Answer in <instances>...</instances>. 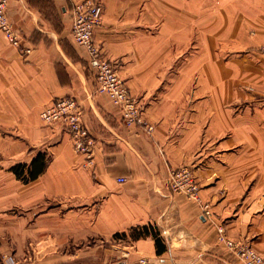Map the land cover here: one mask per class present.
I'll return each mask as SVG.
<instances>
[{"label":"crops","instance_id":"1","mask_svg":"<svg viewBox=\"0 0 264 264\" xmlns=\"http://www.w3.org/2000/svg\"><path fill=\"white\" fill-rule=\"evenodd\" d=\"M79 1L9 2V19L32 51L22 55L0 32V178L15 190L0 189V264H245L228 240L264 256V60L255 68L215 58L203 75L163 74L173 53L169 40L137 27L128 0H103L95 41L144 103L155 126L148 135L126 126L98 91L86 50L71 33ZM242 2L243 18L257 20L264 40V0ZM193 82L197 90L187 93ZM250 83L256 90L244 86ZM63 97L82 105L91 155L74 148L62 125L40 116ZM38 152L49 154V165L24 184L11 169L30 165ZM182 167L193 172L199 201L172 191V173ZM146 225L160 234L162 254L153 236L133 237V228Z\"/></svg>","mask_w":264,"mask_h":264},{"label":"rangeland","instance_id":"2","mask_svg":"<svg viewBox=\"0 0 264 264\" xmlns=\"http://www.w3.org/2000/svg\"><path fill=\"white\" fill-rule=\"evenodd\" d=\"M243 6L246 5L242 0H199L194 3L180 4L160 2L147 4L145 0L129 3L128 0L126 11H129L130 18L137 17L136 21H140L137 27L146 30L155 37L169 40L173 53L171 52L170 63L165 64L166 68H163V74L169 76L182 74L181 71L184 69L183 72L186 75L199 76L209 69L207 67L210 66V61L215 58L224 62L238 61L239 64L245 66L250 64L255 68L258 67L259 61L264 60V40H260L257 32L258 22L256 19L243 18ZM103 7L105 13L104 4ZM249 9L256 11V6L250 3ZM234 20L237 21L236 24ZM231 24L234 25L232 31L229 30ZM182 30L187 31L184 32L187 34L185 40H179L176 36L179 31L183 33ZM178 48L183 49L179 57H177ZM194 60L195 62L200 60L202 63L201 71L198 68L200 65L194 69L196 64ZM243 73L250 74L252 77L253 73L256 74V70L250 71V73L245 70ZM204 85L206 86L203 84L202 87ZM243 85L239 84L240 87ZM173 86L172 84L160 85L161 88ZM182 86L180 85V87ZM185 86L187 93H194L198 84L193 82ZM244 86L256 90L257 85L250 83ZM208 90L209 88L206 91ZM186 102L190 103L191 101L186 100ZM0 189L4 191L12 189L9 193L15 192L8 178H0ZM13 201L14 199L11 200V202ZM57 203H59V207H64L63 202L59 200H55L53 205Z\"/></svg>","mask_w":264,"mask_h":264},{"label":"built area","instance_id":"3","mask_svg":"<svg viewBox=\"0 0 264 264\" xmlns=\"http://www.w3.org/2000/svg\"><path fill=\"white\" fill-rule=\"evenodd\" d=\"M9 2L10 0H0V32L6 34L11 43L19 47L22 55H28L32 49L24 45L22 36L9 19ZM103 18L102 0L77 2L72 11V37L76 44L86 50L98 91L106 94L120 110L123 123L153 135L155 126L146 116L144 103L132 94L117 64L107 57L103 48L95 41V30L102 24ZM40 116L48 125H62L71 135L74 148L80 153L91 155L94 142L89 128L83 121L84 110L78 99L59 98L45 108ZM118 181L125 183L127 179L120 178ZM170 186L174 193H182L199 201L200 186L188 167L173 171ZM201 216L206 220L211 218L209 204L202 205ZM219 231L223 233L224 229L220 228ZM227 245L245 264H264V256L251 245L235 240H228Z\"/></svg>","mask_w":264,"mask_h":264},{"label":"trees","instance_id":"4","mask_svg":"<svg viewBox=\"0 0 264 264\" xmlns=\"http://www.w3.org/2000/svg\"><path fill=\"white\" fill-rule=\"evenodd\" d=\"M50 159L51 157L47 152H38L35 159L30 165L17 164L11 169V171L15 174L19 181L23 182L24 184H28L38 179L46 171ZM131 233L135 238L153 236L156 241L158 254H162L167 250V247L163 244L160 234L157 232H153V229L150 226L146 225L133 228L131 230Z\"/></svg>","mask_w":264,"mask_h":264},{"label":"bare ground","instance_id":"5","mask_svg":"<svg viewBox=\"0 0 264 264\" xmlns=\"http://www.w3.org/2000/svg\"><path fill=\"white\" fill-rule=\"evenodd\" d=\"M183 31V30H182ZM180 32V31H179ZM179 32H177V37H178V39H183V40H185L186 39V33H184V32H187V31H183V33H179ZM189 32V31H188ZM177 40V39H176ZM182 44V43H181ZM206 54V53H205ZM210 61V60H209ZM208 61V62H209ZM205 65V64H204ZM204 65H203V67H204ZM198 66V65H197ZM208 68V67H207ZM204 69H206V68H204ZM208 70V69H207ZM221 74V73H220Z\"/></svg>","mask_w":264,"mask_h":264}]
</instances>
